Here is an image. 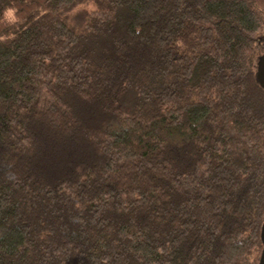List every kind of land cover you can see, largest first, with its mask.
Returning a JSON list of instances; mask_svg holds the SVG:
<instances>
[{
  "label": "trees",
  "instance_id": "trees-1",
  "mask_svg": "<svg viewBox=\"0 0 264 264\" xmlns=\"http://www.w3.org/2000/svg\"><path fill=\"white\" fill-rule=\"evenodd\" d=\"M264 0H0V264H258Z\"/></svg>",
  "mask_w": 264,
  "mask_h": 264
},
{
  "label": "water",
  "instance_id": "water-1",
  "mask_svg": "<svg viewBox=\"0 0 264 264\" xmlns=\"http://www.w3.org/2000/svg\"><path fill=\"white\" fill-rule=\"evenodd\" d=\"M255 79L261 88L264 89V53L260 56L257 61V69L255 73ZM260 239L263 245V251L259 260V264H264V223L261 227Z\"/></svg>",
  "mask_w": 264,
  "mask_h": 264
},
{
  "label": "rangeland",
  "instance_id": "rangeland-1",
  "mask_svg": "<svg viewBox=\"0 0 264 264\" xmlns=\"http://www.w3.org/2000/svg\"><path fill=\"white\" fill-rule=\"evenodd\" d=\"M259 264V263H258Z\"/></svg>",
  "mask_w": 264,
  "mask_h": 264
}]
</instances>
